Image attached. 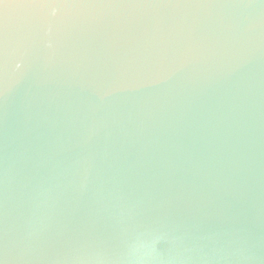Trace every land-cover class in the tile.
Wrapping results in <instances>:
<instances>
[{
	"label": "water",
	"instance_id": "1",
	"mask_svg": "<svg viewBox=\"0 0 264 264\" xmlns=\"http://www.w3.org/2000/svg\"><path fill=\"white\" fill-rule=\"evenodd\" d=\"M0 264H264V0H0Z\"/></svg>",
	"mask_w": 264,
	"mask_h": 264
}]
</instances>
